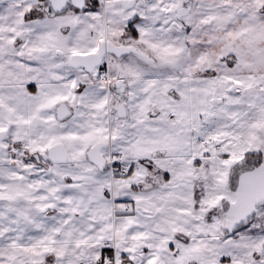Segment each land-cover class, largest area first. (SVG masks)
I'll return each instance as SVG.
<instances>
[{"label": "snow or ice", "instance_id": "snow-or-ice-1", "mask_svg": "<svg viewBox=\"0 0 264 264\" xmlns=\"http://www.w3.org/2000/svg\"><path fill=\"white\" fill-rule=\"evenodd\" d=\"M0 264H264V0H0Z\"/></svg>", "mask_w": 264, "mask_h": 264}]
</instances>
